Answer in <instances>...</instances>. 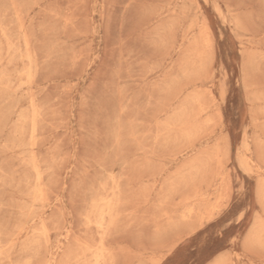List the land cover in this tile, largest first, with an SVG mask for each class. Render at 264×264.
Masks as SVG:
<instances>
[{"label": "rangeland", "instance_id": "rangeland-1", "mask_svg": "<svg viewBox=\"0 0 264 264\" xmlns=\"http://www.w3.org/2000/svg\"><path fill=\"white\" fill-rule=\"evenodd\" d=\"M0 264H264V0H0Z\"/></svg>", "mask_w": 264, "mask_h": 264}, {"label": "bare ground", "instance_id": "bare-ground-1", "mask_svg": "<svg viewBox=\"0 0 264 264\" xmlns=\"http://www.w3.org/2000/svg\"><path fill=\"white\" fill-rule=\"evenodd\" d=\"M205 1H207V0H205ZM30 63V62H29ZM29 70V69H28ZM30 71V70H29ZM30 73V72H29ZM29 76H30V74H29ZM31 77V76H30ZM28 78V77H27ZM29 79V78H28ZM33 164V163H32ZM34 165V164H33ZM35 167V166H34ZM36 178H38V177H36ZM102 214V213H101Z\"/></svg>", "mask_w": 264, "mask_h": 264}]
</instances>
